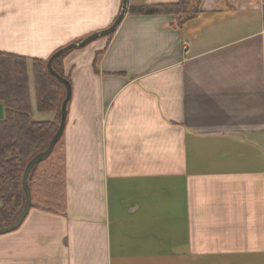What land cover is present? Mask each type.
I'll use <instances>...</instances> for the list:
<instances>
[{
    "label": "crops",
    "instance_id": "1",
    "mask_svg": "<svg viewBox=\"0 0 264 264\" xmlns=\"http://www.w3.org/2000/svg\"><path fill=\"white\" fill-rule=\"evenodd\" d=\"M121 3L0 0V51L45 60ZM191 3L64 56V211L30 209L0 264H264V0Z\"/></svg>",
    "mask_w": 264,
    "mask_h": 264
},
{
    "label": "trees",
    "instance_id": "2",
    "mask_svg": "<svg viewBox=\"0 0 264 264\" xmlns=\"http://www.w3.org/2000/svg\"><path fill=\"white\" fill-rule=\"evenodd\" d=\"M192 1L195 0L145 5L129 1L127 14L173 15L180 23ZM192 17L194 14L183 22ZM67 53L53 61V69L63 77L62 60ZM47 59L29 60L25 56L0 51V103L4 107V118L0 120V228L12 224L20 214L25 203L24 168L36 154L47 148L59 125L60 109L57 125L55 120L38 121L32 115L29 71L37 112H57L61 89L65 96V87L47 71ZM59 142L60 139L51 154L37 163L28 176L30 209L51 213L64 211L63 162L57 153Z\"/></svg>",
    "mask_w": 264,
    "mask_h": 264
},
{
    "label": "water",
    "instance_id": "3",
    "mask_svg": "<svg viewBox=\"0 0 264 264\" xmlns=\"http://www.w3.org/2000/svg\"><path fill=\"white\" fill-rule=\"evenodd\" d=\"M128 4L129 0H122L121 7L119 10L118 15L116 18L113 20V22L108 26L107 28L91 33L84 37L83 39L77 41V42H71L59 49H57L55 52H53L49 58L47 59L46 62V68L49 74L54 77L59 83H61L65 87V96L64 99L62 100L61 106H60V121L58 128L54 135L52 136L51 140L49 141V144L47 148L36 154L25 166L23 175H22V187L25 193V203L24 206L18 215L17 219L10 225L5 226L0 228V235L5 234L8 232H11L15 230L24 220L26 217L27 213L30 210L31 206V193H30V187L28 184V176L33 169V167L39 163L42 159L45 157L49 156L55 146V144L58 142V140L61 138V135L64 130L65 122H66V116H67V106L68 103L71 99V84L69 80L60 74H58L54 69H53V61L60 57L61 55L75 49H80L91 43L92 41L103 37V36H109L114 33V31L117 29L125 15L127 14L128 11ZM4 118V107L3 104L0 103V120Z\"/></svg>",
    "mask_w": 264,
    "mask_h": 264
},
{
    "label": "rangeland",
    "instance_id": "4",
    "mask_svg": "<svg viewBox=\"0 0 264 264\" xmlns=\"http://www.w3.org/2000/svg\"><path fill=\"white\" fill-rule=\"evenodd\" d=\"M194 5L190 2L188 5H187V7H186V14H183L182 15V17H181V20H184L187 16H189V15H191V14H194V13H196L197 11L196 10H194V7H193ZM188 10H190V12H188L187 13V11ZM98 31H100V30H98ZM95 32H97V31H95ZM103 37H107V36H103ZM103 37H100V38H103ZM100 38H98V39H100ZM98 39H96V40H98ZM95 40V41H96ZM30 75V74H29ZM30 88H31V105H32V107H33V109H34V119L35 120H41V121H46V120H48L49 118H51L52 117V120H55L56 122V125H57V123H58V120H59V109H60V104H61V101H62V99H63V97H64V91H62L63 89H61L60 90V93H61V100H60V102H59V107H58V111L57 112H55V113H39V112H37L36 111V102H35V96H34V91H33V89H32V86H31V83H30ZM33 115V114H32Z\"/></svg>",
    "mask_w": 264,
    "mask_h": 264
}]
</instances>
